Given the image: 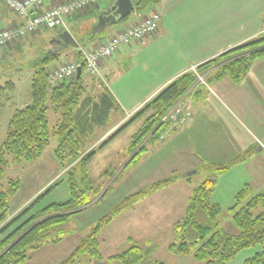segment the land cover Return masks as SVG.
I'll use <instances>...</instances> for the list:
<instances>
[{"label":"trees","instance_id":"obj_1","mask_svg":"<svg viewBox=\"0 0 264 264\" xmlns=\"http://www.w3.org/2000/svg\"><path fill=\"white\" fill-rule=\"evenodd\" d=\"M132 1L135 5V12L143 13L149 7L158 4L160 0ZM127 20L128 18L121 20L118 24ZM56 31L58 34L62 32ZM71 31L74 32L72 34L82 47L101 40L105 36V31L93 36L92 28L85 37H79L75 29ZM260 44H264V36L227 51L200 66V70L208 65L220 63L216 71V79L228 78L235 83L241 82L247 76L252 64L264 57V51L251 55H244V53L247 49ZM60 53V51L48 52L45 56L33 60L29 66L32 72L31 103L14 111L9 121L6 137L0 144V184L5 181L9 158L18 162L37 161L50 145L52 137L58 138V146L54 154L58 164L65 171L64 178L47 188L11 221H8L10 201L18 193L21 180L9 179L8 185L1 188L0 254L5 253L0 257V264H25L30 260L32 253L47 245L56 246L63 242L68 235V231L64 228L65 225L73 215L78 213H62L82 208L91 202L93 182L88 165L96 155V150L86 152V145L99 133L98 131L108 128L114 112L121 111L120 105L105 80L93 78L96 79L93 86L88 83L90 77L87 76L84 66H82L80 77L51 86L49 67L60 60ZM75 54L76 62H82L83 56L79 55L76 50ZM236 55V58L228 61V57ZM196 81L197 76L191 71L177 77L129 118L126 124L117 129L99 146V149H103L120 135V132L130 123L143 118L142 127L132 137L130 145V151L135 152L163 121L173 106L190 92ZM14 89L13 82L0 86V109L4 98ZM50 110L60 114L59 120L53 127L48 116ZM162 128L163 126L151 136V140L158 138ZM144 149L145 146L141 148V152ZM214 166H217L215 175H221L228 171L231 165ZM182 178L184 176L173 173L123 199L112 212L99 220L91 233L83 238L60 264H80L79 261L86 258L101 264H163L151 261L150 251L132 240H129L127 249L104 260L100 252V234L117 215L134 208L146 197L169 187ZM186 180L191 181V177L188 176ZM64 181L69 186L70 197L67 201L52 203L35 215L26 218L42 202L46 194ZM215 184V179L208 178L195 187L183 219L174 227L175 240L169 248L173 254L192 255L196 261L203 264H227L242 250L255 245H264V192L255 194L252 187L246 185L237 194L236 204L230 211L233 213V223L238 234L232 235L218 229L222 208L212 201ZM49 216L54 217L37 225L7 250L29 227ZM247 264H264V249Z\"/></svg>","mask_w":264,"mask_h":264},{"label":"rangeland","instance_id":"obj_2","mask_svg":"<svg viewBox=\"0 0 264 264\" xmlns=\"http://www.w3.org/2000/svg\"><path fill=\"white\" fill-rule=\"evenodd\" d=\"M93 24L92 21L83 22L79 26L78 36L85 37V35H87V33L91 30ZM113 27H119V25L116 24V26ZM109 32L110 31L108 29L105 30V36H103L102 41H106L110 37ZM55 36L56 34L53 30L47 35L41 36L43 37L46 47L43 50L44 52L42 56L48 54L47 50L50 48V46H52L51 40L54 39ZM261 36H264V33L259 37ZM33 40V36H28L19 41L22 43L27 41L28 44L30 41L33 43ZM29 44L26 48H29ZM97 44L98 43L95 42L93 47H95ZM33 47L38 48L36 45H33ZM69 50H75L74 46L70 47ZM34 51H36V49L33 48L32 50H23V52L17 54L7 53L4 56L0 55V86H5L7 82H13L15 85V89L4 98L0 109V144L6 137L9 121L12 117L13 111L15 110L16 104L25 102V100L28 99H30L29 102L31 103L32 72L30 71L29 66L34 59L39 57L38 55H34ZM262 51H264V44L247 49L244 55L261 53ZM72 54L73 52L67 54V57L64 58L62 64L74 62L75 60L70 57ZM236 57L237 55L228 57V61ZM148 62L152 65L150 66L148 63L150 66V71H153L152 68H154V70L158 69L163 63L153 62L149 59ZM262 62L263 61L259 63L257 68L253 69H259L263 74L264 72L262 70L264 69V65H261ZM60 65L61 64L55 65L54 68ZM155 65L157 67H155ZM216 66L219 67L220 63L214 64L212 67ZM252 66L249 72L252 70ZM201 70L200 67H196V69L192 71L197 76V81L199 83L204 82V74L207 73L206 71L209 70V68L205 67L204 70ZM261 72L259 74L254 72L253 75L252 73L250 75L247 74L248 77L245 76L243 78L244 81L240 86L241 89L239 92L244 94L245 99L243 102L248 109L244 112L249 111V119L253 118V114L250 109L253 102H257L259 89L264 81ZM153 78L150 81H152ZM196 86L197 84L195 83L190 92L183 96V98L178 101L173 106V108L178 107L179 103L183 101L181 104L184 107V111L185 109H188V111L193 114L190 110L191 108H188L186 102L188 101V98L192 97V90H195ZM121 87L124 89L123 94L126 99L127 97L132 98L133 96L143 95L146 91V88H152L144 87L142 90H135L131 87V83H129V92H127L126 83L122 84ZM59 115L60 114H56L51 110L49 111L48 116L52 127L59 120ZM240 117L243 120H249L246 117ZM228 118V120L231 121V115H228ZM143 122L144 119L142 118L130 123L120 132L121 137L117 141H115L109 148H106L103 152L99 153L96 158L92 159L88 165L90 178L93 182V191L90 195L91 202L82 208L63 212L62 214L78 213L73 215L65 225L64 228L68 231V235L65 237L63 242L56 246L47 245L39 251L32 253L30 260H28L25 264H60L66 257H68L69 253L74 250L80 241L91 233L92 229L96 227L99 220L112 212L117 207V205L123 201V199L153 182H157L168 177V175L170 176L173 173L181 175L180 172L177 171V169H180L177 163L172 164L164 158L167 149H163V147L151 155L150 160L143 169L141 168L142 166L140 162L136 163L140 156H143V154L146 153H144V151L151 149L152 145L155 143L158 144L165 141L174 132L171 130L170 124L162 121L156 127H159L157 129L158 131L163 126L158 138L151 140V136L157 132L156 131L153 135H151L156 129L155 128L138 147V149L135 152H131L130 145L132 143V137L141 129ZM227 129L228 133L231 134V138H229V141H227L226 151L222 149L218 151L213 150V152L210 151V149L209 153L204 151V155L207 156L209 160V162H207L205 165L208 164L209 170L205 172L201 167H199V173L197 174L196 171L193 172L191 179H193V185L195 187L201 185L208 178L216 180L212 201L215 199L222 208L220 225L218 229L224 230L225 232L232 235H237L238 230L234 226L233 213H231L230 209L236 204L237 194L246 187L247 183L252 185L253 183L254 185H257V183L258 185L262 184L261 180L264 179V172H258L257 169L261 163L253 164L252 160L247 161L245 166L241 165L238 167L237 165H234L244 158L242 157L238 160L237 156L233 153L235 148H237L238 143L243 139L244 133H240V130L243 129L236 125L228 127ZM98 132L99 133L90 139L89 143L86 145V152L96 150V153H98L100 150L99 146L102 143L100 142V138L105 133V131ZM201 134L202 135L198 138V141L211 144V133L201 130ZM236 136H238V142H236L235 145ZM249 142L252 143L251 140H249ZM124 145H126L125 148ZM57 146L58 138L52 137L50 145L37 161L18 162L13 161L11 158L8 159L9 167L5 173V181L1 182L0 184V190H2L1 188H4V186L8 185L7 181L9 179L21 180V187L18 193L10 201V214L8 216V221H11L19 216L32 202H34L36 198H38L41 193H43L47 188H50L51 185L64 178L65 171L60 167L57 160L55 159L54 153ZM143 146H145V149L143 152H141V148ZM121 147L124 149H121ZM118 153H121L119 154L120 156ZM162 160H164V162L166 161V163L164 164ZM154 162L160 163V166L163 165L158 172H156V169L154 168ZM227 163L231 165L230 169L221 175H215V169L217 166L214 165L224 166L227 165ZM263 170L264 164H261V171ZM177 183L178 184L174 185L170 189H166L160 195H158V198L160 199L159 201H156V204L153 206L155 209H157V211H155L149 217L140 218L142 213L140 208H143V206L139 204L140 208L138 211L136 209L134 212L133 209H129L131 211L126 210L122 212L102 230L100 234V252L104 257V260L127 249L129 247V240H132L146 248V250L148 249L150 251L149 258L151 261H157L163 264H203L196 261L192 255L179 256L173 254L169 250L171 244L175 240V224L183 219L189 199L195 189L194 186L190 187L182 185L180 181ZM69 197L70 194L68 183L66 181L61 182L56 188L52 189L48 194H46L42 202L35 209H33L26 218L30 217L31 215H35L36 213L40 212L42 208L52 203L65 202L69 199ZM54 216L43 218L34 223L11 245L13 246L16 244L24 235H26L37 225ZM10 246L8 248L12 247ZM263 249L264 245H255L246 248L227 264H247L250 259L255 257L256 254L261 252ZM79 262L80 264H101L91 260L90 258L83 259Z\"/></svg>","mask_w":264,"mask_h":264},{"label":"crops","instance_id":"obj_3","mask_svg":"<svg viewBox=\"0 0 264 264\" xmlns=\"http://www.w3.org/2000/svg\"><path fill=\"white\" fill-rule=\"evenodd\" d=\"M70 1L72 0H45L42 11L50 10ZM116 1L100 0L96 5L89 6L85 10L73 14L68 22L69 29L79 31V26L83 22L92 21V24L95 23L98 16L112 7ZM152 15H159L160 17L159 28L154 35L149 36L143 42L134 41L129 46H122L110 58L103 59L100 63V77L106 81L108 88L121 107V111L113 113L108 128L104 130L105 133L100 138L102 143L177 77L189 71L192 72L196 67L214 60L227 51L254 40L264 33V0H160L158 4L149 7L143 13L132 14L126 22L117 24L119 27H113L116 26L113 25L105 30L108 29L111 36L125 27L137 24L143 17ZM22 22L23 19L9 10L5 3L0 0V30L17 26ZM51 31L41 29L30 35L29 37L33 36L34 40L33 43L31 42L32 39L31 43H28L29 48H26L27 41L23 43L19 40L14 41L7 48L0 50V55L17 54L23 52V50L27 51V49L32 50L34 48L36 49L34 55L41 57L44 48H46L41 36L47 35ZM53 31L56 36L52 40H55L59 37V34L58 31ZM95 42L87 44L85 48H93ZM33 45L38 46V48L33 47ZM56 49L61 52L60 60L52 63L49 68L62 64L64 58L71 52L73 54L70 57L76 61L75 50H69V48L60 50L56 43L52 44L47 51L53 52ZM148 59L163 63L158 69L154 70L152 68L153 71H150L149 68L152 65L148 62ZM261 61H263L261 65H264V58L258 60L254 63L248 75L261 72L259 69H253L257 68ZM212 66L213 64L206 66L209 70L204 74V82H196L197 86L195 90H192V97L188 98L186 102L193 113L192 117L189 118L190 120L173 132L165 141L155 143L151 149L144 151L146 153L136 161V163L140 162L142 169L150 160L151 155L163 147V149H167L164 158L172 164L177 163L180 168L177 171L184 176L178 181L182 185L192 187L194 186L193 179L188 181L186 178L191 177L195 171L198 174L199 167L205 172L209 170L208 164L205 165L209 160L204 155V151L206 153H209L210 149L212 152L221 149L226 151L227 141L231 138L227 128L233 125L243 129L240 130V133H244L245 136L233 152L238 160L244 158L233 164L238 167L245 166L246 162L250 160L253 164H264V81L259 89L257 102L254 101L250 109L253 118L249 119V111L244 112L248 110L243 102L245 99L244 94L239 92L244 79L237 84L228 78L216 79L218 66ZM155 67L157 66L155 65ZM262 71L264 72V69ZM261 75L264 78V73L261 72ZM94 78L98 77L94 76ZM152 78L153 80L150 81ZM94 81L96 79L90 77L88 83L93 86ZM125 83L127 84V92H129V83L135 90H142L144 87L152 88H146L143 95L133 96L132 98L127 97L126 99L123 94L124 89L121 87ZM29 100L17 103L20 105L16 104L15 110L28 105ZM228 115H231V121L228 120ZM240 116L249 120H243ZM201 130L211 133V144L198 141V138L202 135ZM120 137L121 134L103 149H100L93 159ZM236 142H238V136H236L235 145ZM125 147L126 145H124ZM162 162L166 163L164 160ZM261 164L259 166L260 170L257 169L260 173L264 172V170L261 171ZM159 166L160 163L154 162L156 172L163 165ZM261 181L262 184L259 185L258 183L257 185L247 183V185H250L254 193L257 194L264 192V179ZM177 182L142 200L139 204L143 206L144 212L139 204L132 208L133 211L135 212L136 209L138 211L140 208L142 212L140 218L149 217L157 211L153 206L160 199L158 195L178 184ZM214 202L218 203L215 199Z\"/></svg>","mask_w":264,"mask_h":264},{"label":"built area","instance_id":"obj_4","mask_svg":"<svg viewBox=\"0 0 264 264\" xmlns=\"http://www.w3.org/2000/svg\"><path fill=\"white\" fill-rule=\"evenodd\" d=\"M99 1L72 0L50 10L42 11L45 0H3L11 11L23 19V23L0 30V49L40 29H68V21L73 14L96 5ZM159 24V15L145 16L137 24L114 33L107 41L99 42L93 49L81 48L82 62L62 64L52 69L49 72L50 85L54 86L59 82L77 78L80 66L85 67L89 76H100L99 67L103 59L110 58L122 46H129L134 41H145L157 32ZM181 103L178 107L171 109L163 119V122L171 125L173 131L184 126L192 117L188 110L184 111Z\"/></svg>","mask_w":264,"mask_h":264},{"label":"water","instance_id":"obj_5","mask_svg":"<svg viewBox=\"0 0 264 264\" xmlns=\"http://www.w3.org/2000/svg\"><path fill=\"white\" fill-rule=\"evenodd\" d=\"M134 12H135V5L132 0H117L112 7L106 9L99 15L98 21L92 26L93 36L102 33L103 31H105L107 27L113 26L119 23L121 20L127 19ZM51 43L52 44L56 43L58 45V49L60 50L68 49L72 46H74V48L76 49L79 48L78 42L76 41L74 36L67 30L62 32L58 39L52 40ZM55 52H57V49L53 51V53ZM80 76H81V69L79 68L78 77ZM158 128H156L151 135H153ZM4 253L5 252L0 254V257Z\"/></svg>","mask_w":264,"mask_h":264}]
</instances>
